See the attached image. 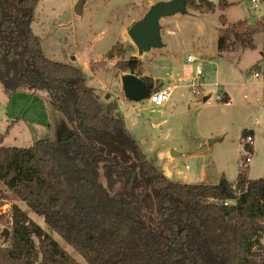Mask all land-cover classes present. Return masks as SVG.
Wrapping results in <instances>:
<instances>
[{"label":"trees","instance_id":"obj_1","mask_svg":"<svg viewBox=\"0 0 264 264\" xmlns=\"http://www.w3.org/2000/svg\"><path fill=\"white\" fill-rule=\"evenodd\" d=\"M39 1L0 0V83L9 92L47 91L70 130L27 148L4 146L7 133L1 134L0 184L86 264H264V179H251L242 165L233 182L168 178L124 122L104 111L79 68L43 54L32 29ZM233 4L187 0L186 8L205 14ZM220 20L219 55L256 48L262 21L252 26ZM126 55L117 41L105 58L117 60L118 71L140 77L149 99L164 83L140 76L143 61ZM247 134L243 130L241 138ZM245 150L253 153L252 146ZM6 200L0 187V206ZM0 220L10 229L0 264H81L18 205L11 204Z\"/></svg>","mask_w":264,"mask_h":264},{"label":"rangeland","instance_id":"obj_2","mask_svg":"<svg viewBox=\"0 0 264 264\" xmlns=\"http://www.w3.org/2000/svg\"><path fill=\"white\" fill-rule=\"evenodd\" d=\"M167 1L171 0H83L78 15L75 8L80 0H40L32 29L43 54L79 68L104 111L124 122L151 163L172 181L216 184L222 177L236 180L247 155L240 143L243 129L255 132L249 177L264 179V24L254 35L255 49L237 48L222 55L217 50L222 16L229 24L246 20L255 26L264 23L262 12L253 8L251 0H225L234 4L205 14L186 8L160 21L163 48L138 55L128 29L151 5ZM117 41L127 48L126 58L132 55L143 61L140 76L165 84L171 81L175 89L167 102L155 106L148 99L133 102L126 98L122 76L132 72L118 71L117 60L105 58ZM189 54L202 65L198 79L196 65L187 62ZM193 81L202 84L199 95L190 88ZM218 93H226L230 100L218 101ZM68 130L67 118L54 109L47 91L31 93L22 88L9 92L0 83V135L7 133L4 146L27 148L38 140L64 138ZM171 151L177 155L173 157ZM0 187L7 196L0 214L7 213L11 204L18 205L65 251L86 264L42 217ZM3 222L0 220V246L10 238V229Z\"/></svg>","mask_w":264,"mask_h":264},{"label":"water","instance_id":"obj_3","mask_svg":"<svg viewBox=\"0 0 264 264\" xmlns=\"http://www.w3.org/2000/svg\"><path fill=\"white\" fill-rule=\"evenodd\" d=\"M187 0H171L167 2H158L150 6L149 10L140 20L132 24L127 34L135 45L138 55L142 56L152 49L164 47L161 37L160 21L167 17L175 16L184 12ZM83 0L77 4L75 11L78 15L82 12ZM122 86L127 99L133 102H139L145 99L147 86L143 80L133 73L122 76ZM206 98H204V101ZM175 157L176 152L171 151ZM8 233H6V240Z\"/></svg>","mask_w":264,"mask_h":264},{"label":"built area","instance_id":"obj_4","mask_svg":"<svg viewBox=\"0 0 264 264\" xmlns=\"http://www.w3.org/2000/svg\"><path fill=\"white\" fill-rule=\"evenodd\" d=\"M251 5L253 6L254 9H258L262 12L263 21H264V0H251ZM187 62L190 64L196 65L195 79H198L199 77H201L202 76V65L200 61L195 56L188 55ZM254 75L255 77H258L257 73H255ZM214 86L216 88L220 87V85L217 83H215ZM201 87H202V84H198L195 81H193L190 88L192 89V92L195 95H199L201 93ZM174 89H175V86L173 84L167 83L164 86H162L158 91L154 92L148 100L150 101V103L154 104L155 106H161L170 99L171 94L174 91ZM216 99L218 101H224L225 96L224 94L222 95L221 93H218L216 96ZM253 141H254V138L250 133H248L244 138L240 139V143L245 152H246L245 150L246 146L253 147ZM246 153L247 155L245 157V162L242 164L243 167H248V164L251 161V153L250 152H246ZM228 204H230V202L225 203V205H228Z\"/></svg>","mask_w":264,"mask_h":264},{"label":"crops","instance_id":"obj_5","mask_svg":"<svg viewBox=\"0 0 264 264\" xmlns=\"http://www.w3.org/2000/svg\"><path fill=\"white\" fill-rule=\"evenodd\" d=\"M262 16V15H261ZM262 18V20H263V16L261 17ZM241 21H246V20H241ZM189 55H191V54H189ZM168 83H171V81H168ZM167 84V83H166ZM164 85H165V83H164ZM224 95H227L226 93L224 94ZM227 97H228V99L230 100V97H229V95H227ZM208 98H206V100H207ZM243 130H246V131H248V133H250L253 137H254V135H255V132H254V130H247V129H243ZM242 130V131H243ZM242 131H241V133H242ZM240 139H241V135H240ZM253 151H254V147H253ZM249 168V167H248ZM167 176V175H166ZM168 177V176H167ZM169 178V177H168ZM230 181V180H229ZM235 181V180H234ZM230 182H233V181H230Z\"/></svg>","mask_w":264,"mask_h":264}]
</instances>
